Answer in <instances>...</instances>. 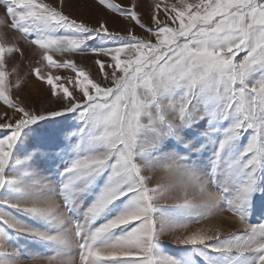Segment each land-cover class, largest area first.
Segmentation results:
<instances>
[{
  "label": "snow or ice",
  "instance_id": "1",
  "mask_svg": "<svg viewBox=\"0 0 264 264\" xmlns=\"http://www.w3.org/2000/svg\"><path fill=\"white\" fill-rule=\"evenodd\" d=\"M65 7L0 0V264H264V0Z\"/></svg>",
  "mask_w": 264,
  "mask_h": 264
},
{
  "label": "rangeland",
  "instance_id": "2",
  "mask_svg": "<svg viewBox=\"0 0 264 264\" xmlns=\"http://www.w3.org/2000/svg\"><path fill=\"white\" fill-rule=\"evenodd\" d=\"M48 2H51V0H48ZM83 0H66V7L65 11L66 13L72 15L73 17L84 19L86 22L90 24H95L99 19L103 18L106 20L110 27L117 31H124L128 25L125 21L120 20L119 18L113 17L110 13H107L103 9L99 8H89V9H82L80 5L82 4ZM118 2L127 4L129 3V0H118ZM149 0H145V4H147ZM88 3L91 5L94 3V0H88ZM136 34L140 36L146 35V33L143 32L142 29L136 27L135 28ZM21 45L24 47H27L25 42L23 40L20 41ZM26 59L21 61L19 57H16L15 60L12 61V64H20L21 67V75H23L24 72L28 71L29 64L31 63L32 66H35V59L36 57L26 51ZM78 61L84 63L86 66L92 69L93 73L95 74V68L92 64V61L95 59V57H83V58H77ZM11 66V65H10ZM66 73L61 72V75H64ZM98 78V77H97ZM13 80L15 77L12 78ZM19 95L23 96L25 98V101L37 108L45 107V108H56L58 105H56L54 102H50L51 98L48 95V88L45 84L42 82L36 81L34 78H29V81L24 88L23 92L18 93ZM2 110V109H0ZM5 130H0V134L3 133ZM255 220L264 223V218L261 216H256ZM217 220L213 221H205L204 224H210V223H216ZM203 225H193V227H200ZM225 227V234H227L229 231H237L239 229L238 223L235 222H228L224 225ZM162 243L165 245H168V252L171 254H175L177 249H179V245H175L173 243L172 237L167 236L163 238Z\"/></svg>",
  "mask_w": 264,
  "mask_h": 264
}]
</instances>
